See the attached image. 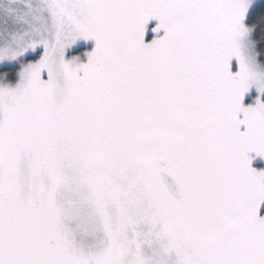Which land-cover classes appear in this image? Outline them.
I'll use <instances>...</instances> for the list:
<instances>
[{
  "label": "snow or ice",
  "instance_id": "obj_1",
  "mask_svg": "<svg viewBox=\"0 0 264 264\" xmlns=\"http://www.w3.org/2000/svg\"><path fill=\"white\" fill-rule=\"evenodd\" d=\"M0 264H264V0H0Z\"/></svg>",
  "mask_w": 264,
  "mask_h": 264
},
{
  "label": "rangeland",
  "instance_id": "obj_2",
  "mask_svg": "<svg viewBox=\"0 0 264 264\" xmlns=\"http://www.w3.org/2000/svg\"><path fill=\"white\" fill-rule=\"evenodd\" d=\"M155 23V22H154Z\"/></svg>",
  "mask_w": 264,
  "mask_h": 264
}]
</instances>
